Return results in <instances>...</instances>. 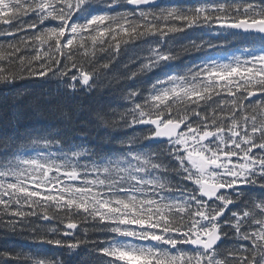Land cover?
I'll list each match as a JSON object with an SVG mask.
<instances>
[{
  "label": "snow or ice",
  "instance_id": "1",
  "mask_svg": "<svg viewBox=\"0 0 264 264\" xmlns=\"http://www.w3.org/2000/svg\"><path fill=\"white\" fill-rule=\"evenodd\" d=\"M130 48L123 79L160 75L127 106L96 101ZM49 73L68 94L61 126L21 125L5 105L0 264H66L55 251L82 246L96 264H264V0H0V85ZM78 93L94 98L87 123ZM87 225L104 239H78ZM25 231L32 244L8 246Z\"/></svg>",
  "mask_w": 264,
  "mask_h": 264
},
{
  "label": "trees",
  "instance_id": "2",
  "mask_svg": "<svg viewBox=\"0 0 264 264\" xmlns=\"http://www.w3.org/2000/svg\"><path fill=\"white\" fill-rule=\"evenodd\" d=\"M165 3L168 0H164ZM52 26H55L53 24ZM199 34L190 33L186 38L177 39L171 41V45L174 46L177 51H181L182 46L188 44V40H195ZM207 38V37H206ZM122 54L118 58L117 62L113 65L112 70L102 74L101 80L99 82V92L96 93L95 100L103 104L112 103L113 107H118L120 103L126 102L121 101V97L127 93L129 89L144 88L148 86L152 80H154L159 72L152 74L149 73L144 79L136 80H125V68L124 65L128 64L129 60L135 59L136 50L129 49L127 53L121 50ZM198 53H190L188 55L182 54L180 59L173 62L171 68L166 69L167 71L182 73L191 66L193 63H198ZM138 61L136 63L129 65V70H134L138 67ZM68 94L64 91V84L60 77L52 76L49 73L46 77H27L23 79H18L15 83V87L5 88L0 85V134L4 132V119L3 114L5 105H16V110L20 113V123L24 126L29 127H59V109L67 100ZM51 101V103H49ZM94 102V98L85 95L84 93H78L76 97L71 101L74 106L80 107L81 112L73 116L75 123L88 122L87 109L90 104ZM127 135L132 133L128 131ZM137 135H140V130L137 129ZM100 135L102 137H112L115 136V132L103 133ZM96 133H93V137ZM125 133L121 132L117 139H123ZM76 143H80L77 138ZM93 147L95 145H92ZM2 147V146H0ZM106 148L118 147V144L114 142H109L105 145ZM53 152L57 151L56 147L52 148ZM51 227V225H49ZM89 228V234L87 237H83L80 234V230H77L78 239H104L103 236L93 234L92 226L87 225ZM33 237L29 235L27 231L23 234H17L10 237L6 242L9 247L23 248L25 245L32 244ZM5 241L0 240V245L4 244ZM38 250L49 257H53L54 249L50 245H38ZM31 251L32 249H26ZM78 253V254H77ZM53 258H59L66 262V264H96V257L91 254V248L82 246L77 249L75 253L63 254L58 250L55 251V256Z\"/></svg>",
  "mask_w": 264,
  "mask_h": 264
}]
</instances>
